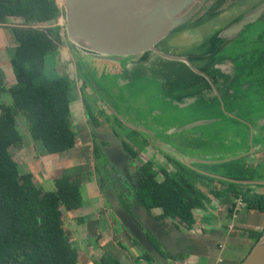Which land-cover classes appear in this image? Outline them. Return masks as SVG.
Returning <instances> with one entry per match:
<instances>
[{
    "label": "trees",
    "instance_id": "16d2710c",
    "mask_svg": "<svg viewBox=\"0 0 264 264\" xmlns=\"http://www.w3.org/2000/svg\"><path fill=\"white\" fill-rule=\"evenodd\" d=\"M62 14L60 0H0V23L6 22L8 17L24 23L10 26L16 42L11 56L16 81L7 86L3 78H0V96L9 94L12 98V104L0 100V264H79L77 244L71 240L66 229L64 215L85 204L81 189L90 172L85 169L61 174L54 179L55 189L45 191L35 182L34 173L23 169L10 150L22 141L19 117L26 121L30 137L40 141L48 153L68 151L78 143L79 135L71 117V103L76 98L73 78L67 73L51 78L45 72L47 57L59 53L65 42V34L62 33L65 29L56 24ZM42 23L49 26H28ZM250 26L252 24L229 42V53L224 45L218 54L220 61L231 59L234 62L236 73L227 84L235 89L232 99H237L242 84L247 83L253 92H260L264 84L262 70L255 69H264L261 66L264 63V51L259 53L256 45L264 38V28L253 35V31L248 33ZM240 47L247 51H240ZM232 48H235L233 52ZM238 49L239 52H236ZM252 69L254 72L250 73ZM254 95L244 104L236 105L237 110L241 109L240 115L252 117V110L247 109ZM84 100L88 114L96 125L99 124L87 99ZM233 120L238 122L231 118V122ZM231 133L237 135V138L240 136L249 147L245 132L244 138L240 130ZM226 139L231 141L232 138L228 135L221 140L225 143ZM234 144L238 145L236 142ZM233 150L232 147H226L224 155L208 157L211 161L201 163V166L230 178L255 179L258 176L257 167L244 159L246 155L223 159L225 153ZM96 152L102 153L98 146ZM172 159L177 169L163 173L162 179H158L159 172L151 161L133 173L136 182L134 197L149 210L159 208L165 218L177 220L190 228L195 222L193 209L203 207V199L206 198L196 181L208 179L213 184L210 192L214 196L220 198L227 192L241 194L248 208L264 211V194L250 191L249 185L203 175ZM215 182L220 183V186H214ZM244 187L248 190L239 191V188L241 190ZM78 221L83 223L87 219L80 217ZM94 226L95 222H90L89 231L101 237ZM247 233V236L253 238L252 248L262 232L255 234L248 230ZM139 258L152 260L145 250ZM97 264L121 263L118 258L105 254Z\"/></svg>",
    "mask_w": 264,
    "mask_h": 264
},
{
    "label": "crops",
    "instance_id": "0c3cea01",
    "mask_svg": "<svg viewBox=\"0 0 264 264\" xmlns=\"http://www.w3.org/2000/svg\"><path fill=\"white\" fill-rule=\"evenodd\" d=\"M13 44L14 46L16 45L15 40L13 41ZM62 52L66 53L67 51L63 50ZM193 53H189L186 55L190 56L195 69L189 66L188 62L183 58L184 56H178L180 58H169L153 51L146 52L137 60L126 63L109 62L106 60L94 59L85 56L84 54L83 55L85 57H83L80 55V53H75L74 60L76 59L75 61L78 65L81 62L79 59H89L92 66L97 71V78L101 77L100 81L97 84L93 83L96 85V90L99 92V94L96 95V97H93L92 104V99L89 95L94 90L90 87L91 83L86 76V72H84V70L82 71L80 67H77V76L81 78L82 82H80L81 87L78 88L77 86V96L71 103V116L73 119V123L80 127V136L81 134H84L88 138H90V136L85 132V128H87L85 114L86 104L84 100L85 98L87 99L90 106H95V114L97 116H100V114L104 113V109H106L103 108L102 105L103 99L102 97H100L102 94L105 93L109 96L111 95L112 100V95L116 97L115 95H117V92L125 93L130 96L129 100H127L126 103H123V101H121L120 103H118L119 105H116H118V107L121 108L122 112L126 113V115L129 116L131 120L136 121L131 125L133 128L139 130L142 128L141 126H143L144 130H141L150 138V143H148L146 147L144 146V148L142 149L141 155L144 156L143 159H149L152 157L153 159H157L155 161L157 165H163L164 167L169 168V166L167 165V161L164 160L162 156L160 157V154L169 152L175 155V148L172 145L165 144L164 139L168 137V134L174 135L176 133H180L177 130H179V127L182 124L206 116V114L210 112L211 100L215 98V95H222L221 91L223 90L224 86L222 77L218 74V79H221L222 82H218L217 88H210L209 77L211 78V75H213V73L209 69H207L206 73H204L203 69L201 71L197 68L204 67V65L208 66L209 61L211 62L214 56L207 55L205 59L200 58L198 54L191 55ZM3 55H5L4 51L2 52V50L0 49V58ZM0 61L2 60L0 59ZM220 66L222 67V69L220 67L221 73L228 71V64H222ZM91 81H93V79ZM140 93L142 94V101L141 99H138L140 97ZM135 105L142 106L146 111L144 113V116H142L141 118L134 115L136 114ZM109 106L111 107V105ZM81 111L84 114L83 120H81L80 118ZM107 111L109 112V110ZM163 115H170L171 121H169V118L163 117ZM75 119L77 120V123L75 122ZM99 120L101 128H103L104 130H108V127L110 126L109 121H104L100 117ZM214 125H207L206 129H216L215 127H217L218 129H222L223 126L220 123ZM128 126L130 125L128 124ZM164 128L166 130H169L167 135L162 134V129ZM217 132L220 133V130H217ZM194 133L197 134V132ZM222 137L223 136H220V140L222 139ZM226 140L225 143L229 145ZM81 146L82 144L81 142H79L72 151H65L62 153L45 152L47 153V155L46 157H43L44 153H41L40 156L36 152L37 149L35 148L37 147V142L33 141L34 175L36 172H38L37 170L52 175L56 173V170L58 168L65 170L64 172H59V174L68 173V169L71 165V162L73 161V153L76 150L78 151L79 147ZM220 153H223L222 150L215 152V154ZM89 204L90 203L84 204L81 208L66 212V214L69 216L70 214H74L78 211L80 213V210L85 209L89 206ZM208 206L209 207L205 212H198L197 218L202 216V219L200 220H203V222H201L199 219L198 220L203 226L204 233H199L200 237L197 240L196 244H194V246H190L191 256L189 257L187 264H212L211 258L213 256H216L217 258V262L215 264H219L223 261L221 254L225 253L227 255L230 253V250L227 247L228 244H232L233 239L231 235H233V233L228 234L224 227L226 226V223H228L227 212L229 210V203L214 199L211 201V203L208 204ZM104 209L106 208L103 207V211ZM244 209L246 210V212L244 214H242L243 212L241 213L239 217L240 222H236V233L241 231L239 230V224H241L243 230L241 231L242 233H239V235L242 234L244 237H248L247 240L251 242L250 237L246 236L248 234L247 226H251L249 230L254 228L260 230V228H263L264 226V216L255 209ZM80 217H85L87 219V221L81 224L88 225L90 222H95L96 226L94 227L97 228L96 232L103 236V232L101 231L102 229L100 226V223H102V221L100 222L99 217L90 219L86 214H81L79 216H76L77 221ZM105 217L106 220H110L111 226L117 224L116 220L112 218V213L107 214L105 212ZM89 232L91 233V231ZM95 237L98 238L97 236ZM246 246H249V244H246ZM115 247L116 246H114L113 248L106 247V249L105 246H86L87 249L85 251L82 248L77 247L79 253V264H97V261H99L100 258L105 254H110L111 256L119 259L117 253L120 248H123V246H117V248ZM156 247L160 252H162L161 246ZM131 248L137 256H140L144 251L141 246H133ZM125 252L127 253V251ZM119 261L121 264H125L123 263L124 261L122 259H119ZM149 261L151 260L141 259V264H150ZM127 264H134L133 258L131 256H129Z\"/></svg>",
    "mask_w": 264,
    "mask_h": 264
},
{
    "label": "flooded vegetation",
    "instance_id": "af4514ba",
    "mask_svg": "<svg viewBox=\"0 0 264 264\" xmlns=\"http://www.w3.org/2000/svg\"><path fill=\"white\" fill-rule=\"evenodd\" d=\"M238 13H240V11H238V9L232 7V9L230 10V13L225 18L228 17L227 20L231 21V20L235 19L237 16H239ZM10 19H15L16 21L18 20L17 18H14V17H8L6 22L0 23V25H2L4 27H8V28H10V26H12V25H24V23H22L20 21H19L20 23H18V24L12 23L11 25H9L8 22ZM58 20H59V18L57 19L56 24H59ZM234 22H235V20L232 21L230 23V25H232ZM261 22H264V16L258 22H256L255 24H252V26L249 27L248 33L254 30V28H253L254 26L261 25ZM44 24L49 26V24H47V23H42V24H38V25L28 24V26H34V27L40 26L41 27ZM196 33H198V31L196 29L191 30V35H190L191 39L197 37ZM245 33H247V31ZM230 41L231 40H226V42L223 45H221L220 47H218L214 53L211 52V51H213V49H211L209 52H206V53L202 52V53L198 54L197 52H195L198 54V56L200 58L206 59L207 55L208 56H214L213 60L211 62L209 61L208 66L204 65V67H197L201 71L203 69L204 73H206L207 69H209L213 73V75H211V78L209 77L210 88L211 87H212V89L217 88L218 82L219 81L222 82V80H223L224 85H226V86H223V90L221 91L222 95L221 96L215 95V98L213 100H211L210 112L208 114H206V116H203L201 118H197L195 120L204 119V118H206V119L217 118L218 119L217 121L209 123V124L214 125V124L220 123L221 125H223L222 129H218L217 127H215L216 129L204 130L203 125H199V126H195V127L189 128V129H179L177 131L180 133H176L174 135L168 134V137H166L164 139V141H165L164 143L174 146V148H175L174 154L175 155H173V153H169V152H165L164 154L161 153L160 151L159 152L161 153L160 157L162 156L164 158V160L167 161V165L169 166V168H166L163 165H161V166L157 165V163L155 162L157 159H153L152 157L149 159H143L144 156L141 155L142 149L144 148V146L146 147V145L148 143H150V138L148 137V135L141 130L144 128L143 126H141L142 127L141 129L137 130V129L133 128L131 125L128 126V124H127V126H126V128H128L127 130L126 129L123 130V128L121 130L119 128L117 131V130H113L112 128H110L111 124L109 123L110 124V126L108 127L109 129L104 130L103 128H101V124H100V120H99L100 116H97L95 114L99 120V124L96 125L95 122L93 121V119L91 118V116L88 114L87 107L85 109L86 122H87V128H85L86 129L85 132L87 135L90 136V139L92 138V141H93L92 153H93V156H95V158L97 159V163H96V167H95L97 170L95 172V174H96V178H95L96 185H97V187H100V191L103 194L104 200L108 203V205L105 203L104 208H107V206H108V208L110 209V212L115 214L116 219H114V220H116L117 224H119L122 227L121 232L118 231V232H115V234L121 236L122 239L124 241H126L124 236H122V235H125V237L127 238L128 242L131 246H141L140 243L138 242V240L133 237L131 232L119 220L114 209L112 208L111 204L109 203L107 196H106V191L110 188L115 191L117 198L119 200V203L123 207V209L132 218H134L139 223V225L143 228L144 232L148 235V237L152 241V243L155 246H161V248H162L161 253L163 254L164 257H166V259H167L166 263L167 264H187L188 263L189 257L191 256V247L190 246H194V244H196L197 240L200 237L199 233L203 232V226L201 224V222H203V220H200V219H202V216L197 218L198 212L199 213L205 212L209 207L208 204L211 203V201L214 199H217L218 201L229 203V208H228L229 210L227 212L228 223H226V226H224V227H225V230L228 234L233 233V235H231L233 240L243 238L242 234L239 235V233H242L241 231L236 233V228H237L236 222L237 223L240 222L239 217H240L242 211L244 210V208L255 209L260 214H262L264 216V211H261V210L256 209V208H248V206H247L246 202L244 201L243 196L241 194L235 195L234 193L227 192L224 196H222L220 198L214 196L213 193L210 192L211 188L213 187V184L208 179L196 181L197 187L200 188L206 194V198L203 199V203H204L203 207H196L193 209V216L195 218V222H194V225L191 226L190 228H187L186 226L182 225L177 220H172L171 218H165V216L163 215L162 211L159 208H153V209L149 210L144 204L139 203L134 197V191L136 189V185H135L136 182L133 179V173H135L136 169L141 167L146 162L151 161L152 166L156 170H158V172H159V175L157 176L158 179H162L163 173L165 174L170 170H176L177 169L176 163L172 158H174L176 161L178 160L180 163H182L187 168H189L193 171H197L203 175L215 177L217 179L227 180V181L235 182V183H239V184H244L245 186L249 185L251 188L250 191L252 190V192H254V193L264 194V184L242 183L241 182V181H246V180L264 181V112H263L264 111V84L261 85L262 89L260 92H256L255 90H254L255 92H253L251 89H249V85L247 83L242 84L239 88V91H238L239 95H237V99L231 98V96L235 93V89L230 88L229 85H227V84L229 83V80L236 73V70L234 67V62L231 59H226L223 61H220L218 59V54L220 53V50L224 47V45L226 46V50H227L228 45L230 44L229 43ZM256 45H257V48H259V53L260 52L262 53V51H264V38L260 39L259 42L256 43ZM234 49L235 48L231 49L232 52ZM239 49H240V51L246 50L244 47H240ZM239 49L236 52H239ZM231 50H230V53H231ZM228 53H229V51H228ZM197 54H195V55H197ZM218 62H220L219 66L217 64ZM222 64H228V71L221 73V70H220L221 66L220 65H222ZM192 66H193L192 68L195 69L193 63H192ZM216 66H218V67H216ZM261 66L264 67V63L261 64ZM221 69H222V67H221ZM255 69L256 70H262L261 72L264 74V69L259 68V67H256ZM253 72H254V70L252 69L250 71V73H253ZM218 74L222 77V80L218 79V77H219ZM215 77H217V78H215ZM252 94H255V95L253 96L252 101H249V105H248L247 110H249V111L252 110L253 113H252V117L247 118L245 115L242 116L239 114L241 109L237 110L236 105L244 104V102H246L247 99H250ZM115 96L116 97H114L112 95V97H113L112 100H111V95L109 96V95L104 93L100 96V97H102L103 101H105L107 104L111 105L112 111H113V108L118 110V108H119L118 103H120L121 101H123V103H126L130 97L127 94L122 93V92H117V95H115ZM116 104H118V105H116ZM218 107L221 108L220 109L222 111L221 115L219 113ZM120 113H122V112H120ZM102 114L106 117L105 113H102ZM231 118L236 119L238 122H235L234 120L231 122ZM105 120L108 121L107 119H105ZM192 121H194V120H192ZM72 122H73V119H72ZM91 124H93V126L95 128V132H100V133L112 132L113 134L117 135L118 137H120L122 139V144H123L124 150L127 153L129 152L130 153L129 155L132 158V159L128 160L129 173H130V177H131L130 179L127 178L122 173H120L115 166L111 165L115 175L108 168L109 161H108L107 157L103 154L100 145L96 142L95 132L93 131ZM73 125L75 128V123H73ZM120 125L123 126V123H121ZM218 126H220V125H218ZM75 130L78 132V135H79V137H78L79 138L78 143H79V142H81L80 129L75 128ZM217 130H220V133L217 132ZM237 130L238 131L240 130V132L243 133V135H242L243 138H244V132L246 133L249 147L246 146L247 144H244V141L240 136H238V138H237V135L235 136L233 133H231V132H236ZM142 132H143V134H142ZM194 132H197V134ZM228 135L231 136V138H232L231 141H229L228 139L226 140V142L229 143V145L225 144L224 141L220 140V136L226 137ZM234 137H236L237 139L236 138L233 139ZM235 142L238 145L234 144ZM78 143H77V145H78ZM103 144H107V143L103 142ZM140 144H142V145H140ZM240 144H242V145H240ZM127 145H129V146H127ZM97 146L100 148L102 153L98 154L96 152ZM226 147H227V149L229 147H232V149H234V150L225 153V157L223 158L224 160L237 158L236 156L241 157L242 155H246V157H244V159L247 162H249L250 165H254V166L256 165L257 170H258V176L255 179H235V178H230V177H227L224 175H220V174L211 172V171H209V169H206L203 166H201L202 165L201 163L211 161L208 159V157H212V156L216 157V156H220L222 154L224 155ZM251 148H254L253 152L250 151ZM36 149H37V147H36ZM72 150L73 149L68 150V151H72ZM213 150H216V151L222 150L223 153L215 154L216 151H213ZM44 151H45V149H44ZM45 152H47V151H45ZM133 152H134V154H133ZM211 154H215V155H211ZM156 157H158V156H156ZM98 160H100V162H98ZM205 172H208V173H205ZM210 173L215 174V175H210ZM216 175H218V176H216ZM215 185L218 187V186H220V183L215 182L214 186ZM246 190H248L247 187H244L241 190L239 188V191L245 192ZM141 207L143 209H145L146 212H148L150 215H152V217L155 218L159 222V224L162 226L164 231L169 236L171 235V240H172L173 244H171V241L169 240V238L167 240V244L171 245V246H177L176 254H173L170 251H168L167 249H165L164 246H167V245L165 243L159 241L151 230L146 229L143 226L142 222L140 221V216L137 214V213H140V214L142 213ZM239 227H240L239 229L243 230L242 229L243 227L241 224H239ZM247 227H248L247 228L248 230L251 228L250 225H248ZM251 231L254 232L255 234L260 233V232H262V234H263L264 226H263V228H260V230L259 229L257 230L256 228H254V229H251ZM234 233H236V234H234ZM120 234H122V235H120ZM135 239L137 240V242L135 241ZM250 239H251V242L254 243L253 238H250ZM253 243L249 244L248 247L251 248ZM119 245L121 246L120 243H119ZM138 257H139V255H138ZM142 259H144V258H142ZM243 260L244 259H242L239 264H241V262ZM149 262H150V264H156V262L158 263V261H155L153 258Z\"/></svg>",
    "mask_w": 264,
    "mask_h": 264
},
{
    "label": "water",
    "instance_id": "95a60500",
    "mask_svg": "<svg viewBox=\"0 0 264 264\" xmlns=\"http://www.w3.org/2000/svg\"><path fill=\"white\" fill-rule=\"evenodd\" d=\"M65 32L68 40L86 56L109 62H130L137 60L146 52H156L169 58L171 56L158 48L159 42L177 28L184 26L210 11L229 9L240 0H60ZM208 5V6H207ZM214 7V8H213ZM264 16V1L245 12L240 19L224 29L222 34L226 40H232L250 24H255ZM183 57V56H182ZM189 64L192 63L183 57ZM218 62V66H219ZM216 66V67H218ZM205 75V74H204ZM217 118H204L182 124L179 129H189L217 121ZM93 131L95 128L91 124ZM96 142L100 145L103 154L107 157L108 168L113 172L111 165L130 177L128 160L130 153L124 150L122 139L112 132H95ZM106 142L107 144H103ZM250 151H254L251 148ZM238 157V156H236ZM208 173V172H205ZM115 175V174H114ZM210 175H215L211 174ZM218 176V175H216ZM242 183L264 184V181L246 180ZM106 196L123 225L138 240L141 248L159 264H167L166 258L152 243L139 223L132 218L120 205L113 189L106 191ZM140 221L157 239L167 246L168 251L176 254L177 246L159 222L145 209ZM156 262V264H158ZM241 264H264V233L251 248Z\"/></svg>",
    "mask_w": 264,
    "mask_h": 264
},
{
    "label": "rangeland",
    "instance_id": "374dc122",
    "mask_svg": "<svg viewBox=\"0 0 264 264\" xmlns=\"http://www.w3.org/2000/svg\"><path fill=\"white\" fill-rule=\"evenodd\" d=\"M222 0H217V3L221 2ZM264 0H240L233 6L229 7V9L221 10L219 12L208 11L202 16H200L198 19L194 20L193 22H190L184 26H181L174 30L171 34H169L167 37L162 39L159 44L158 48H162L163 52H166L167 54H170L172 56H184L186 57L191 63V59L189 53L197 52L199 53H206L209 52L211 49L212 53H214L218 47L223 45L226 42V38L223 37V30L228 28L230 23L235 20V22L242 17V15L247 12L248 10L254 8L256 5L260 4ZM208 6V5H207ZM233 8L238 9L240 13H238L239 16H237L235 19L228 21V17L225 18L229 13L230 10ZM214 8V7H213ZM61 17V16H60ZM59 17V18H60ZM62 21L60 19L58 20L59 24L63 28H65L64 25V19L63 17ZM18 24L20 23L19 20L10 19L8 24ZM47 26V25H43ZM253 35H256L257 32L262 31L264 28V22H261V25H257L253 27ZM196 29L198 33H196L195 38L191 39V30ZM65 34L64 39L66 40L63 44V50L67 51L66 53L62 52V48L59 50V53L49 55L46 59V65H45V72L48 77L54 78L59 75L68 74L70 78H73V83L75 84L74 94L77 96V86L78 88L81 87L80 82H82L81 78L77 76L78 68L84 72H86V76L88 77L91 85V89L94 91L90 93V98L92 99L93 104V97H96V95L99 94V92L96 90V85L93 83H98L101 79L97 78V71L92 66L89 59H79L81 62L78 65L76 63V59L74 60L75 53H80L81 56L85 57L83 55V52L77 49L73 44H71L70 41H68V38L66 36V32H62ZM248 36V34H247ZM252 36V35H251ZM254 37V36H253ZM195 39V40H194ZM15 40L13 33L10 31L8 27H4L0 25V49L2 52L4 51V54L0 59V70L3 72L2 75H0V78H3L4 84L10 86L13 83H15L16 78L14 77V72L11 67V56L13 54L14 44L13 41ZM69 45V46H68ZM66 46V47H65ZM197 53H193L191 55H195ZM82 57V58H83ZM78 65V66H77ZM93 79V81H91ZM136 93V92H135ZM142 101V94H139ZM0 100L4 101L5 103L12 104V98L9 94H3L0 96ZM141 103V102H139ZM104 109V113L106 117L103 114H100V118L102 120L107 119L109 123L111 124V127L113 130H117L120 128L122 130H127L126 128L127 124L132 125L136 121L131 120L129 116L126 115V113L122 112L121 108H118V110L113 108V111L111 110V107L103 101L102 103ZM97 106V105H96ZM98 107V106H97ZM113 107V106H112ZM95 106H91V111L96 113ZM109 110V112L107 111ZM122 112V113H120ZM135 112L136 116L141 118L144 116V113L146 112L142 106L135 105ZM109 113V114H108ZM77 116V115H76ZM163 117L169 118V121H171L170 115H163ZM77 118V117H76ZM81 120L84 119V114L81 111L80 114ZM173 120V119H172ZM75 122L77 123V120L75 119ZM123 123V126L120 125ZM85 124V123H83ZM126 124V125H125ZM18 125L22 133V141L21 143H18L17 145H13L10 150L13 153L14 157L17 159L21 167L25 170H30L33 172V139L29 135L28 125L22 117H19L18 119ZM210 124L203 125V129L206 130V126ZM75 128L79 129V126L75 124ZM169 130H166L165 128L162 129V134L167 135ZM161 134V135H162ZM81 144L82 146L79 147L78 151H74L72 157L73 161L71 162V165L68 169L69 172H77L78 170H85L87 169L89 173L88 177L86 178L85 182L82 184V197L85 200V204L90 203L88 207L85 209L80 210L74 213L70 214L69 216L65 213V226L68 231V233L71 236V240L76 242L78 248H82L84 251L87 249L86 246H105L106 247H114L117 248V246H123V248H120L118 250V257L119 259H122L123 263L127 264L129 256L133 258L134 264H141V259H138V256L135 255V252L132 250L127 238L124 236L125 240L122 239L121 236L116 235L115 232H118L122 230V227L119 224H115L114 226H111L110 220H106L105 212L107 214H110V209L107 208L103 211L104 204L108 203L103 199V194L100 191V187H97L96 185V163L97 159L95 156H93L92 153V147H93V141L92 138H88L86 135L81 134ZM37 142V150L36 152L41 156V153H44L43 157H46V153L43 149V145L40 141H34ZM243 144V143H242ZM240 144V145H242ZM36 149V148H35ZM37 158V157H36ZM100 162V160H98ZM39 165V164H38ZM67 168V167H66ZM37 170V169H36ZM38 172L34 175V180L36 183L41 185L45 191H52L55 189V182L54 178L59 174V172H64L65 170H62L61 168H58L56 170V173L50 175L46 174L45 172ZM256 189V188H255ZM104 212V213H103ZM244 214L246 210L244 209L242 211ZM81 214H86L87 217L90 219H94L95 217H99L101 226V231L103 232V236L96 238L89 232V227L86 224H81L79 221H77L76 216H79ZM113 214V213H112ZM113 219H116L115 214L112 215ZM241 230V229H239ZM242 231V230H241ZM247 231V230H246ZM264 232V231H263ZM247 236V235H246ZM237 240H232V244H228V249L230 250L229 254L222 253L221 256L223 258V261L219 264H239L242 259H244L247 254L250 251V248L246 246V244H251L253 242H249L247 240L248 237H244ZM107 249V248H106ZM127 251V253L125 252ZM122 257V258H121ZM127 258V259H126ZM132 260V259H131ZM217 262L216 256L211 258V263L215 264Z\"/></svg>",
    "mask_w": 264,
    "mask_h": 264
},
{
    "label": "built area",
    "instance_id": "2783aa9c",
    "mask_svg": "<svg viewBox=\"0 0 264 264\" xmlns=\"http://www.w3.org/2000/svg\"><path fill=\"white\" fill-rule=\"evenodd\" d=\"M61 17H62V16H61ZM61 17L59 18V19H60V21H62V18H61ZM60 25H61V24H60Z\"/></svg>",
    "mask_w": 264,
    "mask_h": 264
}]
</instances>
